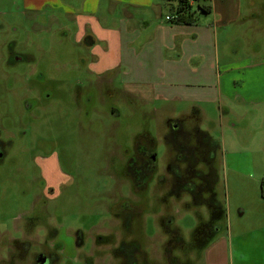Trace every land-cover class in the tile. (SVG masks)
Here are the masks:
<instances>
[{"label": "rangeland", "instance_id": "obj_1", "mask_svg": "<svg viewBox=\"0 0 264 264\" xmlns=\"http://www.w3.org/2000/svg\"><path fill=\"white\" fill-rule=\"evenodd\" d=\"M22 1L0 0V142L4 145L0 225L10 223V228L0 230V251L9 248L11 239L20 238L22 228L34 230L29 261L46 233L44 228L37 231L38 225L46 226L48 221L61 227L66 264H87L81 255L70 258L75 254L68 234L72 229L87 234L108 219L110 230L96 227L94 233L114 232L111 239L117 241L119 236V242L120 230L125 228H117L115 219L107 215L119 196L133 199L119 171L136 151L135 137L153 138L166 131L170 119L184 118L217 143L213 197L197 203L183 191L179 197L161 192L163 201L154 202V207V180L142 183L148 191L140 195L141 231L132 232L137 250L133 264H264V152L247 146L246 122L253 111L248 110L243 119L223 116L220 121L217 105L209 106L202 121L197 111L182 104H141L123 95L117 73L102 79L88 75L84 65L89 48L77 42L69 15L31 12L22 8ZM238 1L240 17L219 32L221 60L249 57L258 49L264 55V0ZM201 4L209 1L192 0V11L200 22L209 19V14L197 9ZM160 9L162 18L174 14L166 5ZM12 42L28 56L16 69L4 57V44ZM34 69L41 79L30 78ZM14 72L20 80L12 78ZM109 78L114 80L110 86ZM33 86L36 93L27 90ZM112 109L116 116L111 115ZM156 151L165 161L162 143ZM41 158L44 176L52 183L54 175L61 179L53 185L58 196L46 206L47 217L40 205L35 206V198H40L35 160ZM166 214L172 219L171 238L162 230ZM34 216L39 223H32ZM135 225L132 221L131 226ZM151 248L157 250L155 255Z\"/></svg>", "mask_w": 264, "mask_h": 264}, {"label": "crops", "instance_id": "obj_2", "mask_svg": "<svg viewBox=\"0 0 264 264\" xmlns=\"http://www.w3.org/2000/svg\"><path fill=\"white\" fill-rule=\"evenodd\" d=\"M208 1L209 19L197 17L194 25L165 21L161 0H23L22 8L69 15L77 42L86 34L95 42L89 71L101 78L117 73L123 95L141 104H182L202 121L215 105L220 121L243 119L264 104V55L257 48L221 60L219 32L237 20L239 1Z\"/></svg>", "mask_w": 264, "mask_h": 264}, {"label": "flooded vegetation", "instance_id": "obj_3", "mask_svg": "<svg viewBox=\"0 0 264 264\" xmlns=\"http://www.w3.org/2000/svg\"><path fill=\"white\" fill-rule=\"evenodd\" d=\"M3 50L5 51L4 57L5 59L7 58L9 66L11 65L15 69L19 64L28 61L26 54L16 50V42L4 44ZM90 61L91 58L89 57L88 62L84 66H86L88 75L92 76L93 74L89 71ZM18 75L19 73H16L12 78L19 79ZM30 78L41 79L42 76L34 69L30 73ZM100 79L102 78L100 77ZM102 83L100 84L102 85ZM27 90H34L35 93L38 91L35 90L34 86ZM78 94L76 91V100ZM85 100L88 102V98ZM115 111L112 109V116H116ZM194 115L197 116L196 113ZM170 120L169 123L166 122V131H163L160 135L157 132L153 138L148 135L142 136V138L136 136L135 145L137 146L134 149L136 151L131 159H129V165H123L120 168L119 175L122 180L126 181L128 194L131 193L133 199L123 196L120 198L119 196V199L111 205L113 209L110 207L112 210L108 211V218L112 216L115 219L117 228L119 227L120 229L121 225L125 228V230H120L119 242H117L119 236H117V241H112L111 236H113L114 232L94 233L96 227L101 228V230H110V226L107 225L108 219H104L97 226L91 227L87 234L81 232L78 228L72 229L70 232L68 231L71 244L75 250V254L70 257L71 259H75L81 255L84 263L87 262V264H133L132 256L137 250L134 251L132 232L136 229L141 231L140 211L142 200L140 195L148 191L146 184H142L144 182L154 180L155 187L153 188L151 197V204L153 205L154 202L158 205L159 201H163L161 200V192L164 195L175 193L179 197V191H183L190 195L191 198H189L194 202L211 201L213 187L217 181L216 168L213 165L216 164V161L213 160H215L218 151L217 143L209 140L205 133L197 127L191 126V123H188L189 121L184 118L181 120ZM159 143H162L164 148H166L165 161L160 160L158 157L156 148ZM3 149L4 145L0 142V160L3 156ZM43 161L44 159L42 158L35 160L39 176L37 178V188L40 191V198H35V202H37L35 206L40 205L42 213L46 214L47 217L46 206L58 196L53 185L56 184L57 179H61L54 175L53 183L50 182L43 174L45 172L41 165ZM52 194H54L52 199L46 198ZM122 204H127V206L124 205L122 207ZM154 207L152 206L153 210ZM160 212L159 210L156 212L158 217L161 215ZM163 216L165 218L162 219L164 227L162 230H165L166 236L171 238L170 234L174 231V229H170L173 228L171 225L172 219L167 214ZM31 220L32 223L36 224L40 222L39 218L35 216ZM132 221L136 222L134 227L131 226ZM38 226H40L39 229L41 231L44 228L46 233L41 236L42 239L41 242L39 241L38 251L31 253L30 260L28 261L31 248L30 242L31 238L35 236V231L31 232L22 228L20 240L11 239L9 242L8 258L7 260L0 258V264H66L65 261L68 258L65 257V246L59 239L60 225H50L48 221L46 226ZM116 230L115 232H117ZM127 238L130 239L126 241ZM150 252L155 255L157 250L151 248ZM88 260H91V262L89 263Z\"/></svg>", "mask_w": 264, "mask_h": 264}, {"label": "clouds", "instance_id": "obj_4", "mask_svg": "<svg viewBox=\"0 0 264 264\" xmlns=\"http://www.w3.org/2000/svg\"><path fill=\"white\" fill-rule=\"evenodd\" d=\"M248 148L253 152H264V104L253 110L246 122ZM10 228V223L0 225V230ZM40 231V229H37ZM17 234H14V236ZM9 248L0 251V258L7 260Z\"/></svg>", "mask_w": 264, "mask_h": 264}, {"label": "trees", "instance_id": "obj_5", "mask_svg": "<svg viewBox=\"0 0 264 264\" xmlns=\"http://www.w3.org/2000/svg\"><path fill=\"white\" fill-rule=\"evenodd\" d=\"M164 5L168 6L170 10L173 11L174 20L170 21L175 24L180 25H194L197 22V16H195L192 11V0H161ZM200 12L209 14L210 7L209 5L201 4L197 8ZM85 44L86 47H92L95 42L92 40L91 36L86 34L80 41Z\"/></svg>", "mask_w": 264, "mask_h": 264}, {"label": "built area", "instance_id": "obj_6", "mask_svg": "<svg viewBox=\"0 0 264 264\" xmlns=\"http://www.w3.org/2000/svg\"><path fill=\"white\" fill-rule=\"evenodd\" d=\"M174 20V17L173 16H166L165 17V21H167V22H170V21H173Z\"/></svg>", "mask_w": 264, "mask_h": 264}]
</instances>
